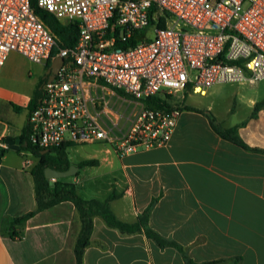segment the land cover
<instances>
[{
  "label": "crops",
  "instance_id": "crops-1",
  "mask_svg": "<svg viewBox=\"0 0 264 264\" xmlns=\"http://www.w3.org/2000/svg\"><path fill=\"white\" fill-rule=\"evenodd\" d=\"M31 63L14 51L0 71V140L6 144L0 147V264H75L80 220L71 202L10 225L36 207L31 174L36 158L24 166L21 136L28 104L47 80L48 66ZM263 98L242 96V104L221 117L210 111L220 126L238 125L247 148L219 135L204 113L187 109L180 110L164 145L119 157L106 144L94 143L98 163L86 174L93 188L77 184L89 169L84 166L71 179L77 193L108 200L115 216L130 224L152 204L147 227L182 250L159 246L143 229L122 232L96 216L83 264H188L185 257L192 264H264V152L253 149L264 150V106L251 115ZM16 138L18 149H11L8 141Z\"/></svg>",
  "mask_w": 264,
  "mask_h": 264
},
{
  "label": "built area",
  "instance_id": "built-area-1",
  "mask_svg": "<svg viewBox=\"0 0 264 264\" xmlns=\"http://www.w3.org/2000/svg\"><path fill=\"white\" fill-rule=\"evenodd\" d=\"M37 4L78 26L76 44L59 49L63 62L29 111V141L43 148L102 143L123 157L161 146L180 109L157 107L148 98L206 95L215 84L264 78V0ZM54 45L29 0H0V71L14 51L47 64L56 57ZM0 147H6L2 140ZM23 155L24 166H31V153Z\"/></svg>",
  "mask_w": 264,
  "mask_h": 264
},
{
  "label": "trees",
  "instance_id": "trees-1",
  "mask_svg": "<svg viewBox=\"0 0 264 264\" xmlns=\"http://www.w3.org/2000/svg\"><path fill=\"white\" fill-rule=\"evenodd\" d=\"M29 4L41 22H43V24L49 29L54 38L55 45L51 51V57L56 56L60 48L73 47L76 44L78 36V26L76 23L62 22L58 20L50 12L39 7L37 0H29ZM49 64L50 58L46 65L49 66ZM45 80L46 79L41 80V82ZM117 91L119 94L126 95L119 89ZM39 96L40 91L38 89L28 104L27 108L29 111L35 106ZM146 101L152 102L153 105L166 110L177 107L180 110L187 109L204 113L209 118L212 128L219 135L239 146L247 148L237 133L239 126L234 125L228 128L220 126L208 109L183 103L171 104L166 98H160L158 96L150 97ZM263 106L264 98L254 105L251 115H255L256 111ZM67 147L68 144H62L58 147L51 148H43L37 144H33L29 141L28 124H26L21 136V149L30 152L31 155L36 158V162L31 169L34 182L36 207L35 209L30 210L20 216L14 217L10 221V225L14 226L20 224L28 218L34 216L39 211L50 208L60 202L69 201L75 206L80 220V230L74 244L75 264H83V254L86 247L89 245L93 230V219L96 216L101 217L108 226L116 228L122 232H135L143 229L145 234L152 238L159 246H173L179 250H182L181 246H179L174 241L163 238L155 231L147 227V216L152 204L148 206V208L135 223L130 224L119 220L115 216L108 205V200L102 201L94 197L83 198L77 193L76 185L72 181H65L62 178L55 180L46 178L44 175L45 167H53L57 170H66L72 164L67 154ZM45 149H47V151L42 152ZM253 149L264 152V150L259 148ZM94 162L95 160H85L75 165H77L78 168H81L84 165ZM76 174H78V172ZM16 233L17 232L14 231L11 233V235L14 236ZM185 259L188 264H192L189 258L185 257Z\"/></svg>",
  "mask_w": 264,
  "mask_h": 264
},
{
  "label": "rangeland",
  "instance_id": "rangeland-1",
  "mask_svg": "<svg viewBox=\"0 0 264 264\" xmlns=\"http://www.w3.org/2000/svg\"><path fill=\"white\" fill-rule=\"evenodd\" d=\"M34 66H37L35 63H31ZM33 70V68H32ZM259 94L260 96H264V78L259 80L257 83L249 84V83H238V82H226L219 83L213 85L207 92L206 95L192 94V93H176L172 96L169 102L172 104H190V105H200L203 107H208V110L212 113L222 116V114L230 107H237L238 104L241 105V97L248 96L249 94ZM241 109V107H240ZM96 147L95 144H76L67 149V154L72 162V164H77L85 160H95L94 163L84 165L89 166V169L86 170L84 175L77 176L78 177L77 184L81 182L87 183L88 188L92 190V183L90 184L89 180H86V174L93 172V168L91 166L98 163V157L93 156V149ZM34 158V157H33ZM82 166V167H84ZM81 167V168H82ZM78 172V171H77ZM79 173V172H78ZM73 176L63 177L62 179L65 181H71ZM87 181V182H86ZM90 190V191H91ZM81 193L85 195L81 190Z\"/></svg>",
  "mask_w": 264,
  "mask_h": 264
},
{
  "label": "water",
  "instance_id": "water-1",
  "mask_svg": "<svg viewBox=\"0 0 264 264\" xmlns=\"http://www.w3.org/2000/svg\"><path fill=\"white\" fill-rule=\"evenodd\" d=\"M63 57L61 56H56L49 64L46 74H47V81H50L54 78V76L57 74L62 62H63ZM20 138H16L14 140H9L8 143L10 144L11 149H18V144H19ZM47 149L43 150L42 152H46ZM78 171V167L75 164H71L68 169L66 170H57L53 167H45L44 168V175L46 178L50 180H55L58 178H63L67 176H74L76 175Z\"/></svg>",
  "mask_w": 264,
  "mask_h": 264
}]
</instances>
